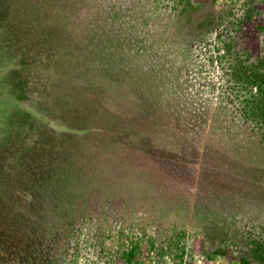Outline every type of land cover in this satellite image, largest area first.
I'll list each match as a JSON object with an SVG mask.
<instances>
[{"label":"rangeland","instance_id":"374dc122","mask_svg":"<svg viewBox=\"0 0 264 264\" xmlns=\"http://www.w3.org/2000/svg\"><path fill=\"white\" fill-rule=\"evenodd\" d=\"M0 264H264V0H0Z\"/></svg>","mask_w":264,"mask_h":264},{"label":"crops","instance_id":"0c3cea01","mask_svg":"<svg viewBox=\"0 0 264 264\" xmlns=\"http://www.w3.org/2000/svg\"><path fill=\"white\" fill-rule=\"evenodd\" d=\"M33 98H31L30 96H28V101H29V105L31 104V102H33Z\"/></svg>","mask_w":264,"mask_h":264}]
</instances>
